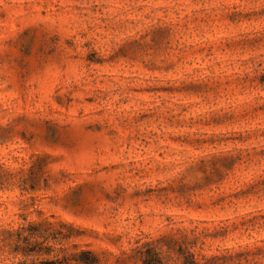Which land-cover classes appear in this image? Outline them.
Listing matches in <instances>:
<instances>
[{
	"label": "rangeland",
	"instance_id": "1",
	"mask_svg": "<svg viewBox=\"0 0 264 264\" xmlns=\"http://www.w3.org/2000/svg\"><path fill=\"white\" fill-rule=\"evenodd\" d=\"M264 264V0H0V264Z\"/></svg>",
	"mask_w": 264,
	"mask_h": 264
},
{
	"label": "trees",
	"instance_id": "2",
	"mask_svg": "<svg viewBox=\"0 0 264 264\" xmlns=\"http://www.w3.org/2000/svg\"><path fill=\"white\" fill-rule=\"evenodd\" d=\"M31 244L25 242L24 245L18 246L16 253H19L24 259H27L33 255H39L40 257L35 259L23 260L19 264H98L95 254L90 250H81L76 253L73 263L65 260V258L59 259L57 256L49 257L51 250L35 249L30 247ZM181 259L183 264H197L195 260H192V254L183 245L178 246V260ZM142 264H165L160 253L154 246L146 244L141 253Z\"/></svg>",
	"mask_w": 264,
	"mask_h": 264
}]
</instances>
